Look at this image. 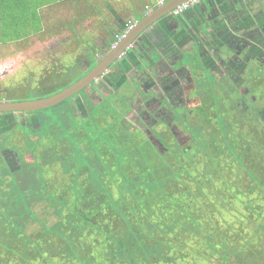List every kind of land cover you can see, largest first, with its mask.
<instances>
[{"label":"trees","instance_id":"1","mask_svg":"<svg viewBox=\"0 0 264 264\" xmlns=\"http://www.w3.org/2000/svg\"><path fill=\"white\" fill-rule=\"evenodd\" d=\"M60 1L0 0V45L41 33L40 9ZM123 133L109 135L124 146L113 156L88 137L77 156L63 145L28 162L40 178L38 194L26 187V166L9 172L0 264L264 262V123L205 136L196 153L173 164ZM34 202L46 204L43 215ZM47 213L56 218L51 225ZM31 223L39 228L27 231Z\"/></svg>","mask_w":264,"mask_h":264},{"label":"flooded vegetation","instance_id":"2","mask_svg":"<svg viewBox=\"0 0 264 264\" xmlns=\"http://www.w3.org/2000/svg\"><path fill=\"white\" fill-rule=\"evenodd\" d=\"M160 1L163 5L168 0ZM94 4L88 7L93 10ZM157 6L152 10L147 6L146 14L138 21L125 18L122 27L129 24L131 28L120 41ZM180 16L189 20L190 29L179 28ZM89 17L82 21L73 15L65 22L61 17L57 27L53 26L52 38L56 42L47 50L48 63L35 75L27 73L24 83L15 81L1 89L0 103L9 102L14 93L44 90L41 85L46 75L54 78L46 97L52 96L109 57L119 43L114 45L116 33L101 21L96 25L100 36L96 39L88 30V26H94L86 20ZM74 24L83 26V31L74 32ZM195 26L202 33L197 43L187 38V31L197 34ZM177 46L187 52V64L185 60L177 62L172 49ZM147 55L152 57L149 63ZM63 105L57 111L59 117L69 114L76 122L93 119L96 130L105 125L109 130L119 128L142 140L167 164H173L185 153H196L205 136L221 132L219 123L226 128L225 134L248 122L264 123V0H196L177 16L170 12L133 39L101 76L50 109ZM36 113L0 112V197L5 199H9V172L16 171L27 154L33 158L44 148L41 145L38 150L34 147V151L27 152L21 147L27 145V139L32 141L29 133L40 128ZM17 127H26L28 133L23 134ZM76 135L80 147L86 149L88 138L84 130L78 129ZM38 137L46 142L44 145L60 150L58 141L52 145L44 134ZM11 145L19 146L24 154L20 157Z\"/></svg>","mask_w":264,"mask_h":264},{"label":"rangeland","instance_id":"3","mask_svg":"<svg viewBox=\"0 0 264 264\" xmlns=\"http://www.w3.org/2000/svg\"><path fill=\"white\" fill-rule=\"evenodd\" d=\"M100 1H104V0H96V4L95 7L97 9H102V4L99 3ZM147 3H153L154 0H144ZM95 2V0L93 1ZM143 2V0H142ZM91 2L87 1V0H78V2L75 4L72 0H68V1H63L61 3L52 5V6H44L42 8V12L41 15L44 19V23L46 25V30L44 31V33H41L39 35H35V36H31L29 38L23 39L21 41H16V42H12V43H8L5 45H0V90L4 89V88H8L10 87L15 81L18 82H22L24 83L23 79L25 78V75L27 73H32L33 75H35L36 71L39 70L43 65H45L46 63H48L47 59H46V54L48 53V48H50L52 46L53 43H55V39L52 38L53 32L55 31V27L56 23H58V21L60 20V18L62 17V22H65L66 19L71 16H75L78 18H82V21L85 20L86 17H89L91 13H93V10L91 8H89L88 6L90 5ZM143 5V3H142ZM119 7V6H117ZM153 7V6H151ZM69 16V17H68ZM126 20L132 19V17L128 16V14L125 15ZM134 16V15H133ZM134 18L138 21L139 19H141L140 15H135ZM76 21V20H75ZM87 21H89V18L87 19ZM88 26L87 24H84V27ZM95 26V25H94ZM76 29L75 31H83L81 25H79L78 27L75 26ZM88 30H89V26H88ZM68 34V33H67ZM54 36V35H53ZM50 58V56H49ZM186 64L188 59H185ZM50 64V63H49ZM71 65V63L67 64V66ZM54 78L51 75H46V77L44 78V82L41 85V87L44 88V90L42 91H36L33 93H24V94H12L9 97V102H19L21 100H25V101H32V100H37L40 98H46L47 94V90L48 88L51 87L50 82H53ZM64 107L60 106L59 109L55 108V109H48V110H43V111H38L36 113V117H38L39 122L40 123V128L39 125L36 128H39L38 130H34L32 132L29 133L30 135V139L32 141H29L27 139L26 143L27 145L21 144V147H23L22 151H31V148L37 149L38 147H42L43 148L40 152L38 150L39 154H35V156L33 158H31V154H27L26 155V159L25 160H21L20 163V167L16 169L15 172L22 174L21 172V167L23 166V168H25L26 164L29 162L32 163L33 161L37 160L38 158L42 157V158H46V157H50L52 156L55 152V148L51 147V146H47L44 145L46 142L44 141V143H42L39 140L38 135H43L44 137H52L51 139H53V141H58V147L59 149H61L62 147H64L63 145H65L66 148H72L74 150V154L77 156L78 152H75V148H80V140H78L77 138V130L82 128L84 130L85 136L90 137V144L93 143V140L95 141V144H98L99 148H103L107 151H109L110 156H113L116 152H114V150L119 151L121 150L124 146H123V142L120 140L118 141L115 140V142L112 140V136L109 135H105L109 132L108 127L105 125L103 126V129H95V127L93 126V119L90 118H83L82 120H79V122L74 121L70 115L68 114L65 117H59V114H57V111L62 110ZM115 117V115H114ZM67 118V119H66ZM92 118V115H91ZM215 121H212V123H214ZM79 123V124H78ZM217 124V121H216ZM214 126V124H212ZM112 127V126H111ZM219 127L221 132L224 134L226 131V128L224 126H222V124L219 123ZM17 129H21L23 134H27L28 130L26 127H22L19 128L17 127ZM68 129V130H66ZM114 129V130H113ZM66 130V131H65ZM103 130V131H102ZM115 131V132H114ZM18 133V132H17ZM69 133V135H68ZM110 133L112 134H116L117 136H124V133L119 129V128H115L112 127L110 129ZM63 134L68 135L67 136H62ZM102 134H104L105 136H102ZM220 134V133H217ZM36 135V136H35ZM50 135V136H49ZM193 135V133H192ZM221 135V134H220ZM33 136V137H32ZM209 138L211 136V134L208 135ZM106 137V138H105ZM115 135L113 136V138L115 139ZM133 137V136H131ZM131 137H128V139L130 140H134ZM142 138V135L141 137ZM55 139V140H54ZM97 139V140H96ZM113 141V143L111 144V141ZM51 142V140H49ZM55 141V142H56ZM69 141L70 144L67 142ZM134 141H138L140 142L139 139H135ZM54 142V145H56V143ZM102 142V143H100ZM113 147V149H112ZM10 148L12 150H14L17 153H20V157L21 155H23L24 153H22V151L18 150L20 149L19 146H13L11 145ZM111 148V150H110ZM146 149L148 150L149 153H152V151L149 150V148L146 146ZM114 152V154H113ZM194 154V153H191ZM189 154V155H191ZM188 155V156H189ZM72 157V156H71ZM70 157V158H71ZM96 158V157H94ZM93 158L94 163L96 162V159ZM182 159H184V156L182 155V157H180ZM66 163V159H64L60 165H62ZM97 163V162H96ZM59 165V167H60ZM68 166L67 164H65V167ZM27 167V175L29 176V180H27L26 182V187H30L33 188V190L38 192V188H40V178L38 179V173H35L34 169L32 167ZM58 166H54L51 169H54L55 172L58 171ZM44 171V170H43ZM70 171V167L69 170H66V172ZM65 173H62V175ZM68 176L70 177L72 175V173H67ZM41 177V176H40ZM52 178V176H51ZM65 178V176H64ZM59 180V179H58ZM29 181L32 182V184H29ZM84 180L82 181V183L84 184ZM92 182H95V180L90 179L89 183L92 184ZM53 185V184H52ZM44 184L41 183V187H43ZM55 186V185H54ZM60 187V186H59ZM57 188V187H56ZM45 192L42 194V198H44ZM32 196H35L34 194H32ZM32 206L36 207V212L40 215H43L46 212V204L45 203H40L39 206L38 204H36L35 202L32 204ZM46 219L48 221V224L51 225L55 222L56 218L54 216L49 215L48 213L46 214ZM29 229L27 231H30L32 228H39V226L36 223H31L29 226ZM263 243H264V239H263ZM259 264V262H257ZM260 264H264V262H261Z\"/></svg>","mask_w":264,"mask_h":264},{"label":"water","instance_id":"4","mask_svg":"<svg viewBox=\"0 0 264 264\" xmlns=\"http://www.w3.org/2000/svg\"><path fill=\"white\" fill-rule=\"evenodd\" d=\"M187 1L189 0H168L166 3L153 10L150 14L146 15V17L142 21L135 25L129 35L126 36L121 42L118 43L115 48L111 50V54L109 57L96 65L83 78L79 79L77 82L73 83L61 92L44 99L0 103V112H38L53 108L63 103L66 99L74 96L79 91L87 87L91 82L97 79L98 76H101L104 71L114 63L116 59L123 55L133 39L142 35L147 30V28L153 26V24H155L159 19L167 17L174 8ZM195 29L197 30L195 43H197L199 42L200 34L202 33L200 28L196 27ZM139 59L144 64H146V60L148 61V63L152 61V57L149 55H147L146 60L140 57ZM189 59L193 60V58Z\"/></svg>","mask_w":264,"mask_h":264},{"label":"crops","instance_id":"5","mask_svg":"<svg viewBox=\"0 0 264 264\" xmlns=\"http://www.w3.org/2000/svg\"><path fill=\"white\" fill-rule=\"evenodd\" d=\"M65 1H68V0H65ZM87 1L94 3L93 2L94 0H87ZM60 2H63V1H60ZM60 2L51 4L48 6H52V5L58 4ZM96 3L97 2L95 0V4ZM99 3L102 4L103 9H97L95 7V4H94L93 13H91L90 17H89V23L91 22L95 26H93L91 29L89 28V32H92L95 35L94 37L96 39H99L100 36L97 35L99 32V29L96 28V25H98L101 21H103L104 23H106V25H108L109 28H111L113 31H115V33H116L115 34V44L118 43V41H120V40H118V36L120 34H122L124 31V27H122V26H123V22L125 21V17H126L125 15L126 14H128V16L132 17L133 20H135V18H134L135 15H140L142 18L146 14L145 8L147 6L149 7L150 10H152L156 5L155 0L153 1L152 5H151V3L149 4L144 0H143V2H142V0H104V1H100ZM103 3H104V5H103ZM142 3H143V5H142ZM117 6H119V7H117ZM151 6H153V7H151ZM42 8H41V12H42ZM41 12H40V15H41ZM189 13L191 16L194 15V13H192L191 11H189ZM41 18H42L43 30L44 29L46 30V28H48V27H46L42 15H41ZM178 20H179L178 24H179L180 29H185V28L190 29V24H189L188 19L183 18V16H180ZM74 26H76V24H74ZM192 30H194V27ZM44 31H42L41 33H44ZM187 32H188V35H187L188 40L189 41H196L195 32H193L191 30L187 31ZM41 33H39V34H41ZM185 36H186V34H185ZM172 49H175L173 51V53L176 55V57H178L177 62L178 63L179 62L184 63L185 62L184 60L187 59V52H183L180 49V47H178V46L176 48L173 47Z\"/></svg>","mask_w":264,"mask_h":264},{"label":"built area","instance_id":"6","mask_svg":"<svg viewBox=\"0 0 264 264\" xmlns=\"http://www.w3.org/2000/svg\"><path fill=\"white\" fill-rule=\"evenodd\" d=\"M195 3H196V0L189 1V2H187L181 6L177 7L176 9H174L172 14L174 16H177V15L181 14L182 12H184L185 10L192 7ZM130 28H131V26L128 24L126 26L125 30L123 31V33L118 36V40H120L122 37H124L127 34V32L130 30Z\"/></svg>","mask_w":264,"mask_h":264},{"label":"bare ground","instance_id":"7","mask_svg":"<svg viewBox=\"0 0 264 264\" xmlns=\"http://www.w3.org/2000/svg\"><path fill=\"white\" fill-rule=\"evenodd\" d=\"M189 1H192V0H189ZM189 1H187V2H189ZM156 2H157L156 5H158V7H160V6H161V1H160V0H156ZM187 2H185V3H187ZM185 3H183V4H185ZM183 4H181V5H183ZM181 5H179V6H181ZM179 6H177V7H179ZM158 7H157V8H158ZM177 7H176V8H177ZM176 8H174V9H176ZM174 9H173V10H174ZM173 10L171 11V13L173 12ZM169 14H170V13H169ZM124 30H125V29H124ZM119 42H121V41H119ZM114 45H115V43H114ZM46 98H47V97H46ZM42 99H44V98H42Z\"/></svg>","mask_w":264,"mask_h":264}]
</instances>
